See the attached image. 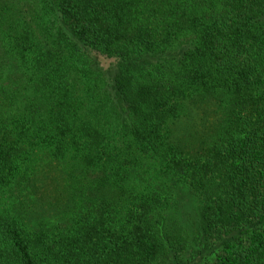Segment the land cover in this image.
Wrapping results in <instances>:
<instances>
[{
    "label": "trees",
    "instance_id": "trees-1",
    "mask_svg": "<svg viewBox=\"0 0 264 264\" xmlns=\"http://www.w3.org/2000/svg\"><path fill=\"white\" fill-rule=\"evenodd\" d=\"M0 264H264V0H0Z\"/></svg>",
    "mask_w": 264,
    "mask_h": 264
}]
</instances>
